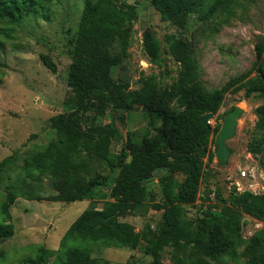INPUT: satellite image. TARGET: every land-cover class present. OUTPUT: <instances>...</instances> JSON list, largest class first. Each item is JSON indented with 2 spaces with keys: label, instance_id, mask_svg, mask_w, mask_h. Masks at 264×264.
Listing matches in <instances>:
<instances>
[{
  "label": "trees",
  "instance_id": "1",
  "mask_svg": "<svg viewBox=\"0 0 264 264\" xmlns=\"http://www.w3.org/2000/svg\"><path fill=\"white\" fill-rule=\"evenodd\" d=\"M53 1L0 0V24L12 26L31 15L47 19ZM128 1L83 0L67 50L71 63L65 77L70 91L64 102L66 112L48 121L54 139L25 157L16 150L0 161V181L21 158L18 175L33 184L46 180L53 189L55 194L44 199L47 202L89 201L60 240L56 255L60 264H107L92 257L94 247L140 251L149 258L147 264H165V255L169 264H264V229L248 239L242 236L246 217L264 222V193L228 190L223 195L215 181L202 185L213 178L208 167L215 159L213 142L221 124L201 123L204 115L217 114L227 94L243 91L245 99L264 101V23L251 66L208 90L201 79L193 39L183 32L191 24L202 31L205 26L214 28L218 20L234 17L238 0H149L161 21L182 31L165 37L167 53L176 65L175 76L169 74L168 84L159 73L141 72L137 87L132 88L128 79L113 77V71L130 57L133 42L137 10ZM4 29H0V49L11 39L12 29ZM144 44L151 62L160 67L159 42L147 34ZM41 61L56 73L47 56H41ZM91 105L103 113L141 110L149 119V128L142 134L127 133L120 150L112 153V144L122 136L113 123L104 125L97 116H89ZM254 115L247 151L264 170V104L254 109ZM80 154L102 162L108 173L116 170L108 193L103 190L108 175L90 171L86 162H78ZM152 172H164L158 179L157 201L156 194L142 185V176ZM180 173L184 177L178 181L175 175ZM18 198L43 200L32 188L24 192L6 187L0 201V244L14 234L10 209ZM151 208L161 212L154 227L145 223L136 232L124 221L130 215L145 216ZM46 256L40 247L35 258L21 264H46Z\"/></svg>",
  "mask_w": 264,
  "mask_h": 264
},
{
  "label": "rangeland",
  "instance_id": "2",
  "mask_svg": "<svg viewBox=\"0 0 264 264\" xmlns=\"http://www.w3.org/2000/svg\"><path fill=\"white\" fill-rule=\"evenodd\" d=\"M128 3L137 10L130 57L113 71V77L128 79L131 87L136 88L141 72L159 73L161 79L169 84V74L175 76L176 65L167 53L165 37L182 31L161 21L149 0H129ZM82 7L83 0H55L50 5L51 14L47 19L31 15L12 26L0 24V29H12L11 39L0 49V161L16 150L20 151V156L25 157L44 149L54 139L55 131L49 128L48 121L66 112L64 102L70 91L65 84V77L71 63L67 50L70 39L76 33ZM233 11L234 17L224 22L218 20L214 23V28L205 26L199 31V26L191 24L183 32L193 39L201 79L208 90L218 88L229 78L240 75L255 59L254 46L264 23V2L238 0ZM147 34L159 42L158 58L162 60L160 67L151 62L146 50L144 39ZM41 56H47L54 63L55 74L43 65ZM263 104L264 101L258 99H245L243 91L225 96L220 110L209 120L210 125L220 123L224 114L232 107H239L243 114L238 119L234 137L226 142L231 151L227 164L222 166L220 161L213 159L208 167L213 178L204 180L202 185L215 181L222 194L226 195L229 191L224 179L235 175L239 168L252 162L247 160V144L256 120L254 109ZM87 111L89 116H97L104 125L113 123L122 136L120 142L112 144V153L120 150L127 133L142 134L149 128V119L141 110L126 114L111 110L103 113L96 105H91ZM121 117L123 121L120 120ZM84 155L80 154L78 162H86L92 172L108 175L103 188L108 193L114 184L116 170L108 173V168L102 162ZM254 162L259 168L256 158ZM20 165L21 158L17 160V167L9 169L3 175L0 181V201L9 186L24 192L32 188L43 200L27 201L18 198L15 201L10 209L14 234L0 244L3 253L0 264H21L25 259L35 258L40 247L47 254L46 264H60L56 256L60 240L69 226L88 208L89 201L47 202L44 199L55 194L48 181L44 180L41 185L29 182L18 175ZM161 176H164V172L142 176L143 187L148 193L156 194V201L160 199L158 179ZM183 177L182 173L175 175L178 181ZM97 207L101 209L102 203ZM191 215L193 214L189 213L188 216ZM160 217L161 212L151 208L145 216L130 215L124 221L131 224L136 232H140L145 223L154 227ZM262 228L264 229V222L246 217L242 236L248 239ZM92 257L103 259L107 264H147L149 261L140 251L114 248L94 247ZM163 260L165 264H169L166 255Z\"/></svg>",
  "mask_w": 264,
  "mask_h": 264
},
{
  "label": "built area",
  "instance_id": "3",
  "mask_svg": "<svg viewBox=\"0 0 264 264\" xmlns=\"http://www.w3.org/2000/svg\"><path fill=\"white\" fill-rule=\"evenodd\" d=\"M247 160L252 162L239 168L235 175H229L225 179L227 188L233 190L235 194H262L264 193V170L256 166L251 154L247 155Z\"/></svg>",
  "mask_w": 264,
  "mask_h": 264
},
{
  "label": "water",
  "instance_id": "4",
  "mask_svg": "<svg viewBox=\"0 0 264 264\" xmlns=\"http://www.w3.org/2000/svg\"><path fill=\"white\" fill-rule=\"evenodd\" d=\"M243 114V110L235 107L226 116L220 120L221 127L214 137L213 152L215 158L220 161L222 166L227 164L231 151L227 148L226 142L234 137L238 119ZM214 117L212 113H208L201 118L203 125H208V121Z\"/></svg>",
  "mask_w": 264,
  "mask_h": 264
}]
</instances>
